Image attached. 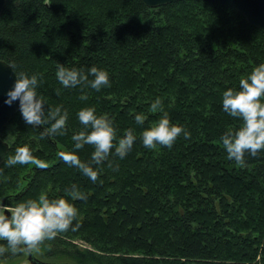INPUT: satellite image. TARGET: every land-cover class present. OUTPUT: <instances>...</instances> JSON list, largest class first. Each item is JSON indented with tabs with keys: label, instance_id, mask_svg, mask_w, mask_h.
Returning <instances> with one entry per match:
<instances>
[{
	"label": "trees",
	"instance_id": "trees-1",
	"mask_svg": "<svg viewBox=\"0 0 264 264\" xmlns=\"http://www.w3.org/2000/svg\"><path fill=\"white\" fill-rule=\"evenodd\" d=\"M0 58L17 74L43 73L46 108L63 105L67 131L42 135L18 113L0 132L7 158L28 144L46 167L0 166L5 204L65 196L78 224L38 246L47 258L72 264H264V152L230 160L222 133L242 123L223 110L222 93L264 62V32L233 8L203 0L150 8L141 0H7L0 16ZM57 62L111 76L99 91L66 88ZM89 80L93 74L88 73ZM86 95V99L82 96ZM159 97L172 123L185 127L172 147L147 148L142 133L159 122ZM106 113L118 138L137 136L123 158L113 150L92 181L61 158L82 129L77 113ZM137 112L147 114L137 124ZM47 127V126H45ZM78 151L92 162L94 146ZM6 158V160H7ZM76 185L86 199H74ZM0 244L7 245L6 240ZM7 250L0 261L19 258Z\"/></svg>",
	"mask_w": 264,
	"mask_h": 264
},
{
	"label": "clouds",
	"instance_id": "clouds-1",
	"mask_svg": "<svg viewBox=\"0 0 264 264\" xmlns=\"http://www.w3.org/2000/svg\"><path fill=\"white\" fill-rule=\"evenodd\" d=\"M89 72L94 77L91 80ZM16 75L18 78L8 90L4 102L11 105L18 100L25 122L32 126H43L42 135L66 132L69 110L63 105H57L54 109L45 107L46 101L39 91L43 73L21 72ZM56 77L66 88H75L86 82L99 91L111 84L109 71L95 65L85 72L79 67H69L57 62ZM82 98L87 97L84 95ZM222 107L230 116L241 118L242 123L238 128L233 130L229 127L222 133L221 141L228 158L243 165L246 155L256 156L264 152V62L257 63L250 74L242 77L238 88L228 87L223 91ZM150 110L160 111L162 115L157 124L143 130L142 142L145 147H172L181 134L190 135L183 125L171 122L159 97L152 101ZM77 117L82 129L72 135L74 150L62 151L60 156L65 163L76 167L86 177L96 181L100 176V169L93 164L104 163L113 150L123 158L133 148L137 136L134 130L129 128L117 142V128L113 120L106 113H97L93 106L82 107ZM146 119L147 114L144 112H137L134 116L137 124H144ZM85 145L94 146L91 163L83 161L78 151H75ZM5 163H35L46 167V164L33 154L28 144L17 146L14 154L8 157ZM69 191L74 199L87 198L75 184ZM78 214L79 209L75 203L65 196L50 198L47 193H41L36 199L17 204H5L3 198H0V240L7 241V245L0 244V254L9 249L13 253L30 252L41 242L54 239L70 228L76 230L78 224H73V221Z\"/></svg>",
	"mask_w": 264,
	"mask_h": 264
},
{
	"label": "water",
	"instance_id": "water-1",
	"mask_svg": "<svg viewBox=\"0 0 264 264\" xmlns=\"http://www.w3.org/2000/svg\"><path fill=\"white\" fill-rule=\"evenodd\" d=\"M150 8H159L176 2L189 0H141ZM229 6L245 16L247 21L264 32V0H203ZM7 0H0V16L4 11ZM17 75L13 67L0 58V132L10 123L13 116L21 113L19 101H14L11 105L4 101L7 92L14 86ZM10 149V143L0 136V166L6 161ZM5 203V202H4ZM28 253L30 264H72V263H51L38 259L32 249Z\"/></svg>",
	"mask_w": 264,
	"mask_h": 264
},
{
	"label": "rangeland",
	"instance_id": "rangeland-1",
	"mask_svg": "<svg viewBox=\"0 0 264 264\" xmlns=\"http://www.w3.org/2000/svg\"><path fill=\"white\" fill-rule=\"evenodd\" d=\"M33 250H34L36 257L42 261L51 262V263H63V261L67 262V260L65 258H47V257H44L41 254L39 247H36ZM0 264H30L28 261V253L26 251L22 252V256H20L19 258H16L13 260H8V261H0Z\"/></svg>",
	"mask_w": 264,
	"mask_h": 264
}]
</instances>
